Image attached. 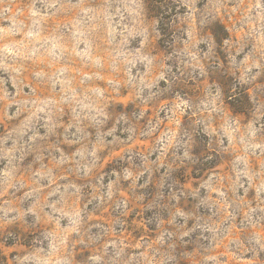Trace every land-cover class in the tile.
<instances>
[{
  "label": "rangeland",
  "instance_id": "374dc122",
  "mask_svg": "<svg viewBox=\"0 0 264 264\" xmlns=\"http://www.w3.org/2000/svg\"><path fill=\"white\" fill-rule=\"evenodd\" d=\"M0 264H264V0H0Z\"/></svg>",
  "mask_w": 264,
  "mask_h": 264
},
{
  "label": "trees",
  "instance_id": "16d2710c",
  "mask_svg": "<svg viewBox=\"0 0 264 264\" xmlns=\"http://www.w3.org/2000/svg\"><path fill=\"white\" fill-rule=\"evenodd\" d=\"M52 197H53V196H52ZM52 197H51L50 199H52ZM10 214H11L10 212H7V215H8V216H12V215H10ZM8 216H7V217H8ZM12 225L15 226L16 223H13ZM35 226H37V225H35Z\"/></svg>",
  "mask_w": 264,
  "mask_h": 264
}]
</instances>
